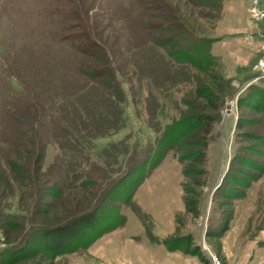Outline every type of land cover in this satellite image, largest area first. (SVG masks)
I'll use <instances>...</instances> for the list:
<instances>
[{
  "label": "rangeland",
  "instance_id": "374dc122",
  "mask_svg": "<svg viewBox=\"0 0 264 264\" xmlns=\"http://www.w3.org/2000/svg\"><path fill=\"white\" fill-rule=\"evenodd\" d=\"M162 22L212 40L213 62L174 63L164 54L172 47L159 44L171 33ZM81 34L94 42L80 47ZM259 63L264 0H0V218L39 230L85 213L106 193L110 199L109 184L123 174L115 155L126 169L136 166L165 126L199 115L198 137L111 193L134 190L131 206L120 207L132 225L110 232L140 228L200 264H210L209 254L222 264H264V253L250 257L251 241L264 239V174L230 206L215 195L226 177L234 191L253 163L264 166V113L237 103L248 86L264 87ZM236 147L242 173L227 172ZM88 153L87 164L72 162ZM55 181L59 197L49 196ZM23 231L0 221V249L23 246ZM39 253L10 264L74 263L73 255Z\"/></svg>",
  "mask_w": 264,
  "mask_h": 264
},
{
  "label": "trees",
  "instance_id": "16d2710c",
  "mask_svg": "<svg viewBox=\"0 0 264 264\" xmlns=\"http://www.w3.org/2000/svg\"><path fill=\"white\" fill-rule=\"evenodd\" d=\"M168 23L169 22H162L161 26L165 24V26L162 28H164L165 32L168 34L171 32L170 36L168 37V39H170L168 42L164 43L161 42L162 40H160L159 44L162 46H167V44H169V46L172 47V50L170 47L167 50H164V54L169 59L178 65L194 66L196 68L205 67L213 62V58L209 53L212 40L197 37L189 29L184 31L178 25H176L175 29L169 26L167 27ZM75 40L82 48L84 46H88L85 45L87 42H94L86 34L78 35ZM93 45H95V43H93ZM246 90L247 95H242L237 103L242 106L245 104V102H247V104L251 105L252 110L262 111L264 113V87L259 85H250ZM198 117L200 116L194 115L180 121L179 124L174 123L165 126L161 132V135L154 137L153 142L149 143V145H146L143 153L144 156L136 164V166H132L131 164L129 169H126L128 160L119 163L116 160L117 155H115L113 158H115L116 161V168L117 170L121 171L124 169L123 174H120L121 177L114 184H109L108 188L113 185V188L110 192V199L108 197L109 193H106L103 200L99 202L98 205L90 208L85 213L83 212V214H79L72 219L66 218L64 223L59 226L47 227L39 230L31 225L29 221L23 223L20 220L15 219V216L11 214L0 218V221H2L10 230L16 227H24L23 232L25 234V241L22 244L23 246H18L12 249H0L1 263L10 264L13 262L12 260H15V258L19 257V254L20 256L25 257L30 256L32 252H40L39 254L48 258H55L63 254H77L86 250L93 242L97 240L99 236L120 228L126 220L125 216L121 214L120 207L121 205L131 206L134 190L132 188L130 192L124 190L126 194H123L120 198L118 196L111 198V193L114 192L118 184H121L119 188L122 189L123 186L130 185L131 187L133 183L137 184L144 180L148 171H150L152 168H155L163 160L168 151H179V149H182L181 147L186 145V141H183L185 137H198V135L192 134L193 128H196L194 122ZM240 122V120L236 122V128L238 129ZM87 148L89 147L85 146V149L88 151ZM77 149L82 150L81 147H77ZM242 150L243 149H240V147H236V149H234L227 172L230 170L242 173L237 169V167H235L237 163L243 164V162L246 161L243 159V154L240 153ZM88 155L89 159H84L82 161V158L78 156L79 161L72 159V162L84 164L86 160L87 162L90 160V154L88 153ZM120 155H123V153L120 152L118 156ZM113 158L108 157L105 160V163H111ZM87 162L85 164H87ZM252 165L255 171H253L251 174L242 173L245 175L244 179L233 184V187H235L234 191L224 187V182L229 180L227 177L222 181L221 186L216 189L215 195H221L222 199H224L222 203L223 206H230L233 200L241 199L244 195V190L248 189L251 183L258 180V178L264 174L263 164L257 165L253 163ZM71 179L72 178H70V180ZM228 182L230 183V181ZM85 184H87V182ZM48 189L50 194L49 196L56 195L59 197L62 194V187L56 181L52 182L51 185L48 186ZM114 202L117 203V205L114 204ZM230 219L231 215L228 216L227 221ZM33 228L36 230L35 233L32 232L34 231ZM163 243L169 249L173 248L169 247V244L166 241Z\"/></svg>",
  "mask_w": 264,
  "mask_h": 264
},
{
  "label": "crops",
  "instance_id": "0c3cea01",
  "mask_svg": "<svg viewBox=\"0 0 264 264\" xmlns=\"http://www.w3.org/2000/svg\"><path fill=\"white\" fill-rule=\"evenodd\" d=\"M129 222L126 217L123 228L130 227ZM137 229L138 233L133 235L119 231L103 235L87 251L73 254V264H200L192 252L176 247L169 249L158 236L152 235L154 239H151L152 236ZM261 241L264 243L258 237L251 241L250 257L264 253V244L258 246Z\"/></svg>",
  "mask_w": 264,
  "mask_h": 264
},
{
  "label": "built area",
  "instance_id": "2783aa9c",
  "mask_svg": "<svg viewBox=\"0 0 264 264\" xmlns=\"http://www.w3.org/2000/svg\"><path fill=\"white\" fill-rule=\"evenodd\" d=\"M260 68H264V63H259ZM209 262L210 264H222L220 259H218L216 256L209 254Z\"/></svg>",
  "mask_w": 264,
  "mask_h": 264
}]
</instances>
